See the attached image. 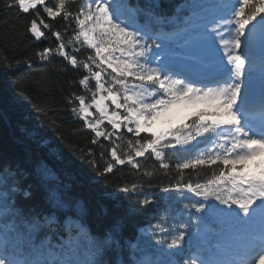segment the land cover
I'll list each match as a JSON object with an SVG mask.
<instances>
[{
    "label": "snow or ice",
    "instance_id": "1",
    "mask_svg": "<svg viewBox=\"0 0 264 264\" xmlns=\"http://www.w3.org/2000/svg\"><path fill=\"white\" fill-rule=\"evenodd\" d=\"M158 8L0 0L39 61L75 74L64 103L91 134L79 154L38 134L34 169L0 157V264H264V0ZM121 166L136 179L107 191ZM84 185L122 213L102 203L93 229Z\"/></svg>",
    "mask_w": 264,
    "mask_h": 264
},
{
    "label": "trees",
    "instance_id": "2",
    "mask_svg": "<svg viewBox=\"0 0 264 264\" xmlns=\"http://www.w3.org/2000/svg\"><path fill=\"white\" fill-rule=\"evenodd\" d=\"M181 1L138 0L142 6L158 3L157 10L169 15ZM130 2L135 4L137 0H130ZM0 16H4V13L0 12ZM46 45L47 42L39 44L38 48L42 49ZM47 46L55 47V44ZM35 50L29 40L23 36L20 23L16 22L15 12L0 19V157L19 162L29 169L35 168L39 156L46 155V150L36 147L34 137L38 134L46 133L48 137H52V130L59 128V133L66 138L61 145L65 154L70 149L75 150L77 154L81 150L87 152L91 140V134L82 131L81 123L73 118L68 110L69 106L64 103V97L68 91H79L75 88L69 89L67 84V81L75 74L61 73L60 69L64 67L65 62L60 57L51 59L49 62L39 61L33 55ZM5 56L8 57L7 60ZM27 59L32 60L33 67L29 68L23 64V61ZM17 61L21 62L19 70H17ZM25 97L30 99L31 103H28ZM35 109L40 111L37 112ZM96 151L98 154L99 149ZM48 162L51 164V159ZM146 167L151 170L152 161H148ZM121 168L122 171L108 175L107 181L103 182V187L107 191H112L118 184L130 183L136 179L135 174H130L128 167L121 166ZM160 180L167 183V179L160 173H157L152 183H158ZM74 195L83 199L86 207L91 208L92 214L88 217V221L93 229L100 221L106 219L101 207L102 203L109 204L110 212L122 213V210L112 209L111 202L102 201L100 192L95 187L84 185L74 188ZM123 203L127 206L129 201L125 200ZM137 219L142 222L145 217ZM125 231L128 234L135 233L131 224Z\"/></svg>",
    "mask_w": 264,
    "mask_h": 264
},
{
    "label": "bare ground",
    "instance_id": "3",
    "mask_svg": "<svg viewBox=\"0 0 264 264\" xmlns=\"http://www.w3.org/2000/svg\"><path fill=\"white\" fill-rule=\"evenodd\" d=\"M165 125H166L165 121H157L154 123L153 127L154 128H160V127L165 126Z\"/></svg>",
    "mask_w": 264,
    "mask_h": 264
},
{
    "label": "rangeland",
    "instance_id": "4",
    "mask_svg": "<svg viewBox=\"0 0 264 264\" xmlns=\"http://www.w3.org/2000/svg\"><path fill=\"white\" fill-rule=\"evenodd\" d=\"M189 110H192V109H189ZM162 127H166V125L165 126H162ZM162 127H160V128H162ZM158 129V128H157Z\"/></svg>",
    "mask_w": 264,
    "mask_h": 264
}]
</instances>
